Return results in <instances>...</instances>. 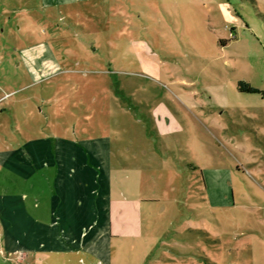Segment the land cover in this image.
Returning <instances> with one entry per match:
<instances>
[{
    "label": "rangeland",
    "instance_id": "374dc122",
    "mask_svg": "<svg viewBox=\"0 0 264 264\" xmlns=\"http://www.w3.org/2000/svg\"><path fill=\"white\" fill-rule=\"evenodd\" d=\"M60 9L0 0V95L16 90L0 113V155L20 151L23 138L40 131L38 123L68 121L78 124L80 136L87 128L111 138L116 183L121 165L134 173L138 130L151 126L144 115L159 102L175 113L184 131L168 139L173 169L160 163L152 173L158 174V184L150 191H158L159 200L146 204L141 236L139 225L131 222L130 236L113 233L106 263L92 257L57 262L51 256L45 264H264V32L254 17L255 5L103 0ZM250 23L257 34L246 28ZM43 38L68 70L60 85L70 98L59 106L56 120L46 102L32 97L38 85L17 90L28 83L18 49ZM29 96V102H21ZM28 108L35 116L25 121ZM152 137L159 148L162 140ZM193 165L201 171L222 169V184L216 187L227 185L230 207L216 209L205 202L201 172ZM178 168L189 171L177 173ZM38 170L24 182H39ZM5 172L0 171V195L9 189L29 191L19 177L6 178ZM35 197L31 193L29 201ZM0 229V264L42 263L38 257L24 260L21 252L9 254Z\"/></svg>",
    "mask_w": 264,
    "mask_h": 264
},
{
    "label": "crops",
    "instance_id": "0c3cea01",
    "mask_svg": "<svg viewBox=\"0 0 264 264\" xmlns=\"http://www.w3.org/2000/svg\"><path fill=\"white\" fill-rule=\"evenodd\" d=\"M22 1L37 2L43 10H57L81 2L98 3L103 0ZM246 1L255 5L254 17L260 20L263 33L264 0ZM246 28L257 34L251 23ZM18 55L19 67H23L28 83L17 90L26 91L38 85L40 90L37 96L32 97L46 102L55 120L60 118L62 109L59 106L64 104L65 98H70L60 85L61 76L68 70L62 68L54 46L44 38L30 41L18 49ZM15 91H5V94L0 95V100L9 95L1 104L0 113L6 109L5 103L10 101ZM32 97L21 99V102H29ZM16 102L10 104L15 105ZM27 112L25 121L28 116H35L33 110L28 108ZM174 115L164 102H159L144 115L147 122L150 119L151 126L146 125L138 130L141 143L134 157V173L130 176L121 165L120 170L116 171V183L110 137L89 133L87 128L82 129L84 135L80 136L78 124L68 121L38 123L40 131L28 133L23 138L24 145H21L20 151L10 150L0 155V171L6 169V178L17 176L23 182L29 181L34 178L31 170L40 169L39 182H22L29 191L14 193L9 189L0 195V227L4 228V249L13 256L21 252L24 260L38 257V263L41 264H45L51 256L57 262H71L74 257H92L106 263L113 233L130 236L131 232L127 228L133 222L139 225L141 236L143 221L149 212L146 204L159 200L155 199L158 198V191H150L155 183L158 184V174L153 177L152 173L157 171V164L160 163L165 165L168 162L170 169H173L171 158L168 159L173 145L168 139L184 131V126ZM38 116L37 120L42 116L41 113ZM154 135L162 140L159 148L153 146L155 144L151 141ZM120 160L121 163L127 162L125 157ZM191 168L199 170L195 165ZM182 169L189 171L187 168H178L177 173ZM166 171L162 167L161 172L169 179ZM199 172L207 197L205 202L216 209L230 207L231 203L226 198L229 196L227 183L224 184L226 189L216 187L221 183L219 176L222 169L214 167ZM161 180L164 182V177ZM168 183L177 186L174 181ZM31 193L36 197L29 201ZM34 232L36 234L31 238Z\"/></svg>",
    "mask_w": 264,
    "mask_h": 264
},
{
    "label": "built area",
    "instance_id": "2783aa9c",
    "mask_svg": "<svg viewBox=\"0 0 264 264\" xmlns=\"http://www.w3.org/2000/svg\"><path fill=\"white\" fill-rule=\"evenodd\" d=\"M8 97H9V96L6 95L4 98H2V99L0 100V111L2 110L1 104H2L3 101H4L6 98H8Z\"/></svg>",
    "mask_w": 264,
    "mask_h": 264
}]
</instances>
